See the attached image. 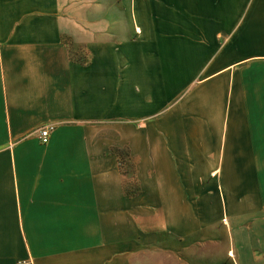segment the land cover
I'll use <instances>...</instances> for the list:
<instances>
[{"label": "crops", "instance_id": "0c3cea01", "mask_svg": "<svg viewBox=\"0 0 264 264\" xmlns=\"http://www.w3.org/2000/svg\"><path fill=\"white\" fill-rule=\"evenodd\" d=\"M0 264H264V0H0Z\"/></svg>", "mask_w": 264, "mask_h": 264}, {"label": "rangeland", "instance_id": "374dc122", "mask_svg": "<svg viewBox=\"0 0 264 264\" xmlns=\"http://www.w3.org/2000/svg\"><path fill=\"white\" fill-rule=\"evenodd\" d=\"M71 49V50H70ZM70 52H73L74 55H71L73 58L74 57H78V58H82L81 57V52L82 49L80 47H76V48H70ZM116 155H117V161L119 164V169L121 171V174H127L125 176V178L123 179V190L125 192H130L133 193L135 192V186H134V179H133V169H132V163H129L127 160H125V151L124 149H119L116 150Z\"/></svg>", "mask_w": 264, "mask_h": 264}, {"label": "built area", "instance_id": "2783aa9c", "mask_svg": "<svg viewBox=\"0 0 264 264\" xmlns=\"http://www.w3.org/2000/svg\"><path fill=\"white\" fill-rule=\"evenodd\" d=\"M50 128L51 127L49 126H44L39 129L38 136H37L39 143L45 144L47 142L48 132Z\"/></svg>", "mask_w": 264, "mask_h": 264}]
</instances>
